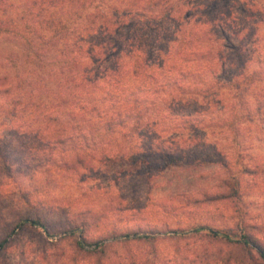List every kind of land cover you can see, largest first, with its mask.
Returning a JSON list of instances; mask_svg holds the SVG:
<instances>
[{
	"label": "trees",
	"instance_id": "16d2710c",
	"mask_svg": "<svg viewBox=\"0 0 264 264\" xmlns=\"http://www.w3.org/2000/svg\"><path fill=\"white\" fill-rule=\"evenodd\" d=\"M232 1L26 0L14 18L0 17V35L16 45L15 51H0V65L11 72L0 74L5 129L0 132V174L11 176L23 155L12 158L13 151L1 145L22 144V138L40 142V168L63 166L77 173L80 168L92 176L99 160L152 166L157 158L166 167L194 158L187 147L152 153L141 142L152 144L168 135L174 143L184 129H197L195 123L204 119L194 114H207L217 102L225 111L217 120L235 135L242 119L264 115V0H243L236 10L230 9ZM239 11L246 17L236 16ZM226 37L237 44L228 46ZM39 90L49 101L34 100L31 92ZM157 99L173 112L165 126L156 127L164 121L156 112ZM133 136L139 147L129 143ZM117 139L128 144L101 149ZM69 142L77 144L69 151L60 148ZM32 146L25 141L17 149L26 153ZM58 147L57 155H50ZM22 224L47 229L39 217L25 215L15 227ZM204 227L213 237L255 248L264 264V246L242 227L237 239L204 225L190 231ZM77 244L83 250L82 242ZM5 245L6 236L0 239V247Z\"/></svg>",
	"mask_w": 264,
	"mask_h": 264
},
{
	"label": "rangeland",
	"instance_id": "374dc122",
	"mask_svg": "<svg viewBox=\"0 0 264 264\" xmlns=\"http://www.w3.org/2000/svg\"><path fill=\"white\" fill-rule=\"evenodd\" d=\"M24 1L0 0V17L14 18ZM242 1H232L230 9L236 10ZM235 15L246 17L243 11ZM225 42L237 44L227 37ZM1 48L15 51V41L0 35ZM3 64L0 74L10 75ZM31 93L34 100L49 98L41 90ZM158 100L156 112L164 121L156 127L173 117L167 103ZM220 107L217 102L207 114H194L204 119L195 123L197 129H184L174 143L168 142V135L152 144L150 139L141 142L152 153L187 147L194 155L166 167L157 158L152 166L137 160H99L91 162V176L80 168L77 173L63 166H37L36 155L43 150L37 149L40 142L34 137L21 139L33 145L26 153L17 149L20 141L2 144L4 151H13L12 158L23 155L11 176L0 174V239L6 236L0 264H262L253 247L213 237L206 227L190 231L204 225L237 239L242 227L264 246V115L242 119L235 135L217 120L225 115ZM138 142L136 136L129 139L136 147ZM107 143H101V149L128 144L121 139ZM76 144L59 147L69 151ZM59 147L50 155L56 156ZM254 166L256 170L248 169ZM25 215L39 217L47 229L36 224L15 227Z\"/></svg>",
	"mask_w": 264,
	"mask_h": 264
}]
</instances>
